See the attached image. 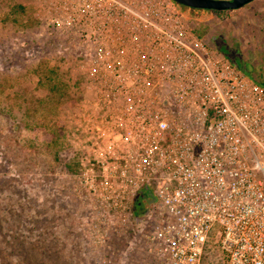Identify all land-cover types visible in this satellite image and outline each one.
I'll return each instance as SVG.
<instances>
[{"label": "built area", "instance_id": "built-area-1", "mask_svg": "<svg viewBox=\"0 0 264 264\" xmlns=\"http://www.w3.org/2000/svg\"><path fill=\"white\" fill-rule=\"evenodd\" d=\"M34 5L72 44L89 98L65 172L85 248L113 261L124 238L144 264H264V86L172 0Z\"/></svg>", "mask_w": 264, "mask_h": 264}, {"label": "rangeland", "instance_id": "rangeland-1", "mask_svg": "<svg viewBox=\"0 0 264 264\" xmlns=\"http://www.w3.org/2000/svg\"><path fill=\"white\" fill-rule=\"evenodd\" d=\"M21 3L27 6L24 13L16 9ZM179 7L189 25L235 67L264 82V0L224 13ZM36 13L34 0H0V264H144L148 256L142 242L130 248L126 239L114 238L113 261H104L109 251L82 247V207L71 194L63 163L76 159L72 136L79 135L76 123L89 98L83 99L82 91L76 116L55 112L61 126L52 121L47 130L35 126L36 119L45 120L46 110L31 101L48 93L41 84L48 68L60 69L73 97L79 92L75 81L82 86L72 44L39 21L26 26ZM24 107L38 111L29 117ZM54 130L60 131V161L53 158L56 147L44 138ZM134 208L146 211L142 195Z\"/></svg>", "mask_w": 264, "mask_h": 264}, {"label": "trees", "instance_id": "trees-1", "mask_svg": "<svg viewBox=\"0 0 264 264\" xmlns=\"http://www.w3.org/2000/svg\"><path fill=\"white\" fill-rule=\"evenodd\" d=\"M27 6L25 3H21L17 5V10H19L21 13H24L27 11ZM14 9L13 11H15ZM214 13H224V11L220 10H212ZM8 17V16H7ZM7 17H4L3 19L6 20ZM38 23V18L33 16L30 20L27 21L26 26H32ZM60 69L53 67L48 68L46 71L45 76L41 79V84L45 87H47L48 93L44 95L42 99L35 100L33 99L31 103L33 104H39L46 110V116H44L45 120L42 122L41 120L36 122L38 119L35 120V126L42 129H48V123L50 121L58 124V126L63 123L61 120H54L56 115L55 112L61 111L64 115H74L76 116L78 111V106L80 101L82 100V91L83 88L81 86L80 81H75L74 85L77 87L79 92L77 93V96L73 97V94L70 93V84L65 81L63 77H60L59 75ZM248 76L254 80L255 82L261 84L264 86V82L262 80L258 79L254 73L248 74ZM22 107V106H21ZM20 108V106H19ZM22 109V108H21ZM24 111V114H26L29 117H33L35 115L34 112H37L38 109H33V113L31 112L30 107H24L22 109ZM59 130L52 131V134H54L55 138H51V132H45L44 138L46 139L48 145H52L53 148L56 147L54 152V160L60 161L61 157L58 155V149L59 146ZM62 147V146H61ZM64 167L66 168V171L70 173H76L78 171V164L76 161H70L68 163H63Z\"/></svg>", "mask_w": 264, "mask_h": 264}, {"label": "water", "instance_id": "water-1", "mask_svg": "<svg viewBox=\"0 0 264 264\" xmlns=\"http://www.w3.org/2000/svg\"><path fill=\"white\" fill-rule=\"evenodd\" d=\"M177 4L199 10H235L254 0H173ZM152 200L149 201L151 204Z\"/></svg>", "mask_w": 264, "mask_h": 264}, {"label": "flooded vegetation", "instance_id": "flooded-vegetation-1", "mask_svg": "<svg viewBox=\"0 0 264 264\" xmlns=\"http://www.w3.org/2000/svg\"><path fill=\"white\" fill-rule=\"evenodd\" d=\"M178 5H180V4H178ZM180 6H182V5H180ZM184 7H186V6H184ZM187 8H189V7H187ZM142 197H143V199H144V201H145V203H146V207H147V205L149 204V201H150V200H148L147 198L150 197V194H148L147 192H143V193H142ZM144 214H145V213H144Z\"/></svg>", "mask_w": 264, "mask_h": 264}, {"label": "crops", "instance_id": "crops-1", "mask_svg": "<svg viewBox=\"0 0 264 264\" xmlns=\"http://www.w3.org/2000/svg\"><path fill=\"white\" fill-rule=\"evenodd\" d=\"M82 238V237H81ZM84 239V238H83ZM82 247L85 248V242L84 240L81 241Z\"/></svg>", "mask_w": 264, "mask_h": 264}]
</instances>
